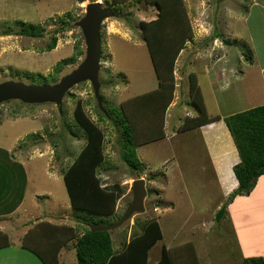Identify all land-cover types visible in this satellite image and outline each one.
Here are the masks:
<instances>
[{"label":"rangeland","instance_id":"rangeland-1","mask_svg":"<svg viewBox=\"0 0 264 264\" xmlns=\"http://www.w3.org/2000/svg\"><path fill=\"white\" fill-rule=\"evenodd\" d=\"M90 1L0 0V82L55 83L53 80L59 81L75 69L86 53L84 36L76 22L85 14ZM100 1L116 14V17L108 18L101 29L100 93L108 116H101L99 109L103 108L99 107L89 81L71 88L61 107L51 102L30 104L18 99L1 104L0 162L2 159L27 162L28 177L45 191L37 192L36 197L28 195L27 200L30 204L37 202L36 209L43 210L42 217H29L26 225L18 222L14 234L20 236L17 238L21 239L22 244L28 239L26 235L38 231V227L34 228L42 221L79 227L78 236L85 231V215L74 210L63 176L64 169L68 168L85 143L82 132L81 136L71 132V126L75 124L74 108L77 100L81 99L87 114L99 123L106 135V162L98 168V176L103 184L119 183L123 188L116 212L111 216L87 215L88 224L108 225L116 222L133 199L134 180L145 178V211L135 213L123 225L111 231L114 249L122 247L125 233L128 235L136 226L135 221L156 218L164 237L150 250L147 264H156L163 244L176 250L178 245L179 248L187 247L190 240L197 253L194 264H241L246 258L243 252L251 248L248 238L252 236V231L263 236L264 223L251 227V231L247 232L243 225L239 230H234L235 223L239 221L238 215H242L254 200L250 201L249 206H243L244 197L228 210L230 196L226 201V198L222 200L224 191L218 184L211 153H208L212 141L214 145L217 144V155L223 156L226 142H222L225 137L220 133L222 123L226 126L224 133L232 141L233 137L222 118L217 120L219 124L214 129L201 130L198 127L186 130L183 126L187 118L199 115L189 95L191 76L195 74L208 115L217 112L226 117L234 109L248 106L243 92V87L250 85L246 84V79L229 86L225 82L219 87L217 85V93H214L221 94L223 98L219 97L216 102V95L209 84L216 78L219 65L212 62L211 54L222 53V48H230L229 45L235 43L236 46L231 47L235 51L231 58L236 71H239L244 70V65L238 62L240 53L235 54L236 50L251 55L250 50L255 47L259 52H264V9L256 6L259 2L264 3V0H184L185 16L176 20L174 27L159 25V28H150L155 29L152 34L158 36L155 44L157 54L154 57L151 56L141 23L159 18L158 4L148 0ZM21 22L37 25L43 35L8 34L19 30ZM69 22L71 26L67 30L56 31ZM187 23L191 25L190 30ZM217 31L223 40L218 48L211 45ZM183 32L185 36L192 35L184 48L180 51L174 48V51L172 48L164 50L170 40L178 39ZM53 33L58 36L57 45L48 51L46 48ZM76 45L83 49L82 53L78 52ZM173 57L167 63V58ZM69 58L74 59L62 63ZM61 63L64 65L58 75L56 70ZM155 63L168 65L165 71L160 72L161 75H157ZM212 64L216 68H212ZM161 67L164 69L163 65ZM162 75L170 80V86L173 85L170 88L173 90L172 101L165 115L160 106L161 96H150L160 89ZM235 91H240L239 99L231 103L224 100V96L229 97ZM248 96L249 101L253 100L251 95ZM131 118L136 120L137 135L147 141L138 148L141 164L136 169L129 168L122 158L121 153L126 146L119 143L122 134L126 140ZM148 138L151 140L148 141ZM229 149L230 152H237V148L233 150L229 146ZM5 152L7 155H4ZM46 170L51 171L53 176L55 174L57 180L49 177ZM6 171V167L0 168V172ZM33 191L34 188L29 189V192ZM220 201L222 207L226 206V214L218 221L217 214L222 207H216ZM232 211L236 219L232 218ZM249 213L253 214L254 220L264 219V209L256 210L255 214L252 211ZM25 228L29 231L25 232ZM240 237L246 238V241H240ZM76 241L70 240L62 248L65 249L61 250L64 260H74ZM182 249L188 253L191 251L189 248ZM255 251L253 248L252 252Z\"/></svg>","mask_w":264,"mask_h":264},{"label":"trees","instance_id":"trees-1","mask_svg":"<svg viewBox=\"0 0 264 264\" xmlns=\"http://www.w3.org/2000/svg\"><path fill=\"white\" fill-rule=\"evenodd\" d=\"M123 1L125 0H114L115 3ZM148 2L158 4L159 9V18L141 23L145 31L146 42L150 46L151 56L154 57L157 54L155 52L157 51L155 44L157 45L158 36H154L152 32L155 29L150 30V28L155 26L159 28V25L160 27L165 25L174 27L173 25L176 24V20L180 19L183 15L185 16L186 10L184 11V0H148ZM117 17L120 16L118 15ZM21 23L22 25L19 30L8 34L43 35L37 28V25L33 23L25 25L23 22ZM187 24L190 30L191 25ZM70 26V22L66 23L62 27L57 28L56 31H65ZM217 32L216 35L220 36V32ZM185 35L183 32L179 35L178 39L170 40L167 48L164 50L172 48L173 51L174 49L180 51L184 48L186 41L192 36L191 34ZM57 40L58 36L56 33H53L46 50L50 51L54 49L57 45ZM178 43L179 45H177ZM76 49H78L79 53L83 52V49L79 45H76ZM162 58L165 59V57ZM174 58H167V63L168 60ZM73 59L69 58L62 63ZM62 63L57 67L56 71H58V75L64 65ZM172 64L173 62H171V66ZM161 65L164 66V69H162ZM166 65L164 63L156 65L155 63L157 75H161L160 72L166 70ZM195 75L191 76L189 95L192 103L197 107L199 115L196 118H187L183 126L186 130L198 128L201 125L220 118V116L212 117L207 114L204 96ZM162 78L159 81L160 89L150 94V96H154L155 94L159 97L161 96L160 106H162L163 114L165 115L167 107L172 101L173 90L170 88H173V85L170 86L171 82L170 80H166L165 75H162ZM57 81V79L53 80V82ZM103 109H99L100 114H102L101 116H108L106 109L104 107ZM124 110L126 111L125 107ZM74 117L75 124L71 126V132L78 136H81L80 132H82L85 143L68 168L64 169L63 176L74 210L85 215L87 221V225H84L85 231L82 235L78 236L80 232L79 227L42 221L34 228L38 227V231L31 230V235H26L28 239L22 242V246L36 253L44 264H60L59 254L61 249L70 240L77 239L75 246V260L77 264H147L150 250L164 237L161 224L156 218L138 219L135 221L134 225L136 226L130 230L128 235L127 232L125 233L123 245L120 249H114V241L111 234V231L114 229L91 232L88 226L87 215L92 217L111 216L116 212L118 201L122 197L123 188L119 183L103 184L101 177L98 176V168L106 162V153L104 151L106 135L99 123L87 114L81 99H78L76 102ZM135 118H131L128 123L129 130L127 131L126 140L123 134L119 138L120 145L126 146L122 150L121 156L131 169H136L141 164L138 160V148L147 142L143 140V136L137 135ZM224 120L230 130L240 157V161L233 167L239 185L230 194L228 205L236 196L250 194L258 178L264 175V105L254 106L230 114L224 117ZM125 133L126 130H124ZM147 140L151 139L148 138ZM4 155H7V153L5 152ZM4 160L2 159L1 162ZM8 244L9 241L5 236L3 243L0 241V247ZM176 247V250H174L163 244L161 256L156 264H194L197 253L192 240L189 241L187 247L182 246L180 247L181 249L179 245ZM182 248H189L191 251L188 253L187 250H183ZM241 264H264V257H246Z\"/></svg>","mask_w":264,"mask_h":264},{"label":"crops","instance_id":"crops-1","mask_svg":"<svg viewBox=\"0 0 264 264\" xmlns=\"http://www.w3.org/2000/svg\"><path fill=\"white\" fill-rule=\"evenodd\" d=\"M256 6H260L264 9V3L259 2L256 4ZM221 36L222 35H215L212 39L213 43L211 45H214L217 48L221 47V44L223 42ZM250 41H252V38ZM229 46L230 48H222V53L211 54V57H213L212 62H215L217 66L219 65L217 68L215 67V65H211L212 68L217 69V74H215L216 78H214L211 84H209L212 93H214V91L215 93H217L216 86L218 85L219 87L221 84H224V82L227 84V86H229V84H237V82H243L246 79V84L250 85L247 88L243 87L244 96L248 98L249 94L252 96L253 100L249 101L246 98V101H248V106L241 107L239 109H234V111H231L230 114L237 113L254 106L264 105V52H259L258 49H256L255 47L250 50L251 55L246 54L243 51L236 50L235 54L240 53L237 56L238 62L244 65V70L236 71V67L231 58V55L233 54V52H235L232 50L233 48L231 49V47L236 46V44H230ZM238 92L235 91V93L229 97L224 96V100L228 101V103H231L235 99H239L240 97ZM215 93L214 95H216ZM219 97L223 98L221 94H217L215 98L216 102L219 100ZM209 116H220V118L217 120H221V118L222 120H224V116L217 112L210 114ZM217 120H215V122L212 121L201 125V130H209L218 127L219 123ZM221 130L222 132L220 133H222V135L225 137V139H222V142L223 140H225L226 142V148L222 150L223 156L217 155V144L214 145L212 141L210 142V146L208 149L210 152L208 153H211L212 165H214L215 167V176L218 181V184L220 188H222L221 190L224 191V197L222 200L226 198L224 200L226 201L228 196H230L233 190L236 189L239 185V181L234 173L233 167L236 163L240 161V157L238 151L235 152L234 150L236 148L234 140L232 141L229 135L224 133V131L226 130V126L223 123L221 124ZM229 146L232 147L234 152H230ZM2 167H6L8 171H6L5 173L0 172V241H2L3 243L4 237L6 236L9 241V244L0 247V264H44L42 259H40V257L36 253L22 246L21 239L17 238L20 236L14 234L13 230L18 225V222H21L23 225H26L29 217H33L34 215L42 217L43 210L41 208L36 209L37 202H33L32 204H30L27 200L28 195L30 197H36L37 192L45 191L42 189V187L36 186L34 184V180L28 177L27 162L21 160L17 161V159L15 161L7 160L0 162V168ZM45 172L49 177H53V179H55V174L53 176V173L51 171L46 170ZM30 188H34V191L29 192ZM244 197L245 200H243ZM239 199L243 200V206H249L250 201L252 200H254V202L250 207L243 210L242 215H238L239 221L238 223H235L234 230H239V227L241 225L246 227V232L251 231V227L261 226V224L264 223V219L254 220L252 219L253 214H250L249 212L252 211L255 214L256 210L264 209V175H261L258 178L257 183L250 194L236 196L228 204V210L229 208L233 207L235 202L239 201ZM221 207L222 204L220 201L216 208L219 209ZM235 215L236 214L232 211L231 216L233 219H236ZM25 230L29 231V229L27 228H25L24 231ZM255 232L256 231H252V236H254V238L252 236L248 238V244L249 247L251 245V248H249V251L246 250L245 252H243L244 257H264V235L262 236L256 234ZM239 239L240 241H246V238L240 237ZM239 244L241 247V243ZM253 248L256 249L255 252H252ZM62 251H60L59 254L60 264L76 263L75 258L74 260H64L61 255Z\"/></svg>","mask_w":264,"mask_h":264},{"label":"water","instance_id":"water-1","mask_svg":"<svg viewBox=\"0 0 264 264\" xmlns=\"http://www.w3.org/2000/svg\"><path fill=\"white\" fill-rule=\"evenodd\" d=\"M111 17H116V14L105 7L100 0L90 1L86 5L85 14L76 22L82 30L86 45V53L82 62L55 83L32 84L20 80L0 82V107L3 102L11 99H18L30 104L51 102L61 107L65 95L71 88L81 82L89 81L93 86L99 106L103 108V98L100 93V72L102 68L101 29L104 22ZM132 190L133 199L123 216L108 225L89 223L88 226L91 232L118 228L135 213L145 211V199L147 196L145 178L134 180ZM224 213L225 207H222L217 214L218 221H220Z\"/></svg>","mask_w":264,"mask_h":264}]
</instances>
